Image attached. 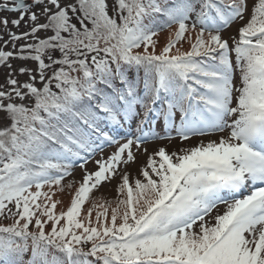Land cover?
Wrapping results in <instances>:
<instances>
[{"label":"snow or ice","instance_id":"6c2138e0","mask_svg":"<svg viewBox=\"0 0 264 264\" xmlns=\"http://www.w3.org/2000/svg\"><path fill=\"white\" fill-rule=\"evenodd\" d=\"M0 13V264H264V0ZM117 178L115 200L93 198Z\"/></svg>","mask_w":264,"mask_h":264},{"label":"rangeland","instance_id":"374dc122","mask_svg":"<svg viewBox=\"0 0 264 264\" xmlns=\"http://www.w3.org/2000/svg\"><path fill=\"white\" fill-rule=\"evenodd\" d=\"M110 4H111V0H110ZM2 15H8L9 18H13V15L14 14H9V13H0V16ZM240 24L239 23H234L233 25H231L224 33V37L227 38L229 36H234V35H237V29L239 28ZM11 27V25L9 26ZM13 31H16V32H22V31H25V27L23 26V24L21 25V27L19 29H12ZM169 37V32L167 30L165 31H162L160 34H159V46L162 47L164 46V44L166 43L167 39ZM5 39H7V36H5ZM231 43V41H229ZM3 44V41L0 40V45ZM189 47V45L187 43H184L183 45V48L182 50H187ZM157 51H159V47L157 48ZM13 66L14 67H19L21 66V62L19 61H13ZM31 66V65H29ZM7 75V70L6 69H3V68H0V83H3L4 80H5V77ZM27 77L25 76H21L19 77V79L21 81L25 80ZM238 78V77H237ZM214 138V137H213ZM199 137H194L192 138L190 141H187L185 142L183 145L180 144L179 140H174L171 144L168 143V141H160L159 143L163 146H166L168 151L171 152V151H174L176 150L177 148L179 147H190V146H194L195 144L198 143L199 141ZM207 139V138H205ZM156 145H148L149 147V150L151 151ZM111 151V149H106L104 155H107L108 152ZM97 159H99V156L96 157ZM146 160V157L144 156H139L136 163L134 164H130L128 166L129 170L135 174L137 172V169L144 163V161ZM88 169L90 171L92 170H95V165L94 163H89L87 165ZM82 176V173L80 171L79 168H76L74 173H73V177H70L68 179H72V178H75L77 180L80 179V177ZM117 182H118V178L117 179H114L111 181V183H108V182H105L104 184H102L100 186V188L98 189V191H94L92 196L93 198H97V197H103L105 200H115L116 198V185H117ZM64 183H67V180H65ZM54 199H59V200H62V204H59L57 206V213H59L61 210H66L67 207L70 205V199H71V196L70 194L68 193V190L66 189L65 192L63 193H57L56 196L53 197ZM88 206L90 205H85V208H87ZM95 217V213H93V218ZM11 221L10 220H5V219H2L0 218V223H4V224H7V223H10Z\"/></svg>","mask_w":264,"mask_h":264}]
</instances>
